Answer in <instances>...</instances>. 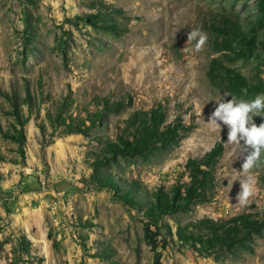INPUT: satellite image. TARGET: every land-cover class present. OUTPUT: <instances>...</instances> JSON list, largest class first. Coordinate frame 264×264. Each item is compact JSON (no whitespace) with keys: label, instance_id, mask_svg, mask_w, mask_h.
<instances>
[{"label":"rangeland","instance_id":"374dc122","mask_svg":"<svg viewBox=\"0 0 264 264\" xmlns=\"http://www.w3.org/2000/svg\"><path fill=\"white\" fill-rule=\"evenodd\" d=\"M225 23L255 36L256 44L224 48L227 38L213 25ZM195 29L208 37L201 51L196 40L188 42ZM228 67L250 85H264V0H0V264H264V234L251 252L219 256H200L176 236L179 224L204 216L252 211L264 219V150L244 174L242 145L227 143V125L210 123L218 103L251 102L264 86L231 92ZM127 94L132 104L107 113L88 134L61 133L47 118L58 109L82 116L99 109L97 97ZM157 103L166 105L170 121L181 115L196 127L148 156L103 150L100 141L115 140L135 110ZM23 120L27 141L20 147L5 134H17ZM254 122L264 123V116ZM222 136L215 197L164 216L171 231L150 226L153 242L142 211L95 180L110 175L120 189L140 181L143 195L170 189L189 181L187 160ZM246 175L255 194L240 206L236 195Z\"/></svg>","mask_w":264,"mask_h":264},{"label":"trees","instance_id":"16d2710c","mask_svg":"<svg viewBox=\"0 0 264 264\" xmlns=\"http://www.w3.org/2000/svg\"><path fill=\"white\" fill-rule=\"evenodd\" d=\"M214 29L226 36L223 47L232 49V43L256 44L255 36H247L239 26L233 23L223 26L213 25ZM229 43V44H228ZM209 76L213 82L218 78V70L212 67ZM226 87L235 94H240L243 89L248 91L262 90L263 84L250 85L244 75L235 69H226ZM97 111H85V115L74 116L73 113L65 114L58 109L56 113L47 112V118L55 130L64 134L81 133L88 134L96 128L107 113L117 112L132 104V94H127L117 100L110 97H97ZM27 120L20 121V129L17 134L5 136L13 139L20 147L27 141L24 126ZM125 125L115 140L100 141L103 150L110 156H148L155 151L167 148L177 143L196 125H187L181 115L169 120L168 108L163 103H157L149 109L135 110L125 121ZM226 137L222 136L210 150L198 157H191L185 163V169L189 178L188 182H179L170 189L164 186L149 191L145 195L141 190L145 187L140 181H132L125 189H120L115 184L112 176H97L95 180L102 187H110L116 193L119 200L142 211L145 221L146 237L153 242L149 235L150 226L167 228L162 220L166 215L179 212H188L191 206L199 202L211 201L216 193L217 169L219 161L225 151ZM4 156L0 153V162ZM99 161L94 162V170L99 168ZM264 234V219L258 213L244 211L228 218L215 219L204 216L196 220L179 224L176 236L181 246L190 249L200 256H219L223 251H253L254 240Z\"/></svg>","mask_w":264,"mask_h":264},{"label":"clouds","instance_id":"9594fccd","mask_svg":"<svg viewBox=\"0 0 264 264\" xmlns=\"http://www.w3.org/2000/svg\"><path fill=\"white\" fill-rule=\"evenodd\" d=\"M207 39V34L199 29L188 33V42L196 40V51L203 49ZM255 116H264V95H258L251 102L241 101L237 104L232 100L218 103L210 121V123L222 122L227 125L228 144L242 145L241 157L244 162L241 172L244 174H249L257 166L261 152L264 150V123L257 125L254 122ZM239 182L240 191L236 195V200L240 206H244L255 194V181L251 175H246Z\"/></svg>","mask_w":264,"mask_h":264}]
</instances>
